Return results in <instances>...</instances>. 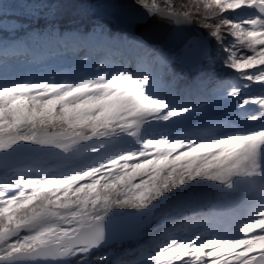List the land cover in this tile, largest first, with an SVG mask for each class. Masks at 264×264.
Segmentation results:
<instances>
[{
	"label": "snow or ice",
	"instance_id": "snow-or-ice-1",
	"mask_svg": "<svg viewBox=\"0 0 264 264\" xmlns=\"http://www.w3.org/2000/svg\"><path fill=\"white\" fill-rule=\"evenodd\" d=\"M0 264H264V0H0Z\"/></svg>",
	"mask_w": 264,
	"mask_h": 264
}]
</instances>
